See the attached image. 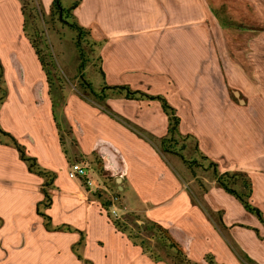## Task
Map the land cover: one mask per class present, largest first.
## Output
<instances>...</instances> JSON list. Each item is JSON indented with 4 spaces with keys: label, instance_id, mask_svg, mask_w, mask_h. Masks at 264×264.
Returning a JSON list of instances; mask_svg holds the SVG:
<instances>
[{
    "label": "crops",
    "instance_id": "obj_1",
    "mask_svg": "<svg viewBox=\"0 0 264 264\" xmlns=\"http://www.w3.org/2000/svg\"><path fill=\"white\" fill-rule=\"evenodd\" d=\"M51 1L45 0V4L49 6ZM133 1L136 8L147 6L144 19L140 10L123 16L140 25L160 28L146 30V35L122 34L118 39L131 43L154 35L151 39L156 43L160 40V48L139 51L140 59L151 56L153 64L140 61L139 65H128L118 59L117 53L121 57L124 51L116 48L117 38L110 35L113 30L101 29L99 33L108 43L103 67L106 81L111 86L129 85L163 95L177 109L175 71L166 61L169 55L175 58V0H156L151 13L148 7L155 0ZM114 15L115 19L121 17L120 13ZM24 25L21 0H0V59L8 88L7 100L0 107V126L26 147L41 167L56 173L53 203L46 210L52 225L83 232V256L93 264H166L151 260L115 227L103 203L111 202L107 199L117 192L121 216L137 213L159 223L192 262L205 264L206 255L212 254L218 264H243L225 236L192 202V192L175 165L166 156L165 161L144 139H162L169 133V119L161 103L127 99L125 95L107 99L115 113L143 130L141 138L101 107L89 103L83 94L67 93L55 84L51 87ZM240 102L244 104V100ZM188 105L194 106L192 101ZM250 106H258L255 115L231 104L228 112L236 114V122H224L227 127L210 130L198 145L219 171L239 167L249 172L254 187L251 202L257 205L259 193L264 194V99ZM73 163L85 165L88 176L71 179L68 170ZM87 180H93L97 187L89 189ZM43 183V178L29 171L16 148L0 144V264H84L73 251L80 234L49 231L37 214V204L45 198ZM204 198L213 212L223 213L228 227L225 235L258 264H264V225L258 218L217 184ZM258 206L264 213L263 204Z\"/></svg>",
    "mask_w": 264,
    "mask_h": 264
},
{
    "label": "rangeland",
    "instance_id": "obj_2",
    "mask_svg": "<svg viewBox=\"0 0 264 264\" xmlns=\"http://www.w3.org/2000/svg\"><path fill=\"white\" fill-rule=\"evenodd\" d=\"M53 1L49 6L45 0H21V3L27 21L26 33L35 43L56 87L64 88L67 93L77 91L94 100L91 92L99 93L103 88L99 66L104 67L107 61L108 43L99 33L104 28L113 30L109 34L113 39L117 38L116 48L124 51L121 57L117 53L118 59L128 65H139L140 61L153 64L151 56L147 60L145 56L140 59L139 51L143 52L146 47L160 48V40L156 43L151 39L154 35L147 34L140 42L125 43L118 39L122 34L146 35V30L152 32L160 28L137 24L122 14L140 10L144 19L147 6L142 4L136 8L137 3L133 0H83L78 14L77 8L66 24L54 11ZM61 1L68 9L76 0ZM156 3L155 0L150 6L148 4V13L153 11ZM115 12L121 17L115 19ZM76 22L90 31L82 38L81 48L76 44L78 32L71 27ZM174 28L175 58L166 55V61L172 63L171 68L175 71V102L182 120L180 131L196 138L178 139L175 150L179 154L165 153V156L181 173L189 190L200 197L201 184L209 191L217 183L213 171L207 168L208 163L194 151L195 143L201 142L208 132L227 127L224 122H236V114L228 112L231 104L255 115L258 106L252 108L250 105L264 99V0H175ZM188 101L194 106H189ZM180 155L197 162L194 172ZM114 196L120 197L117 192L112 198ZM258 197L254 206L263 204L264 208V194L259 193ZM129 223L131 227L144 226L143 221L134 218H130ZM143 237L155 253L168 262H176L172 253L168 255L161 242L153 238V232L144 233Z\"/></svg>",
    "mask_w": 264,
    "mask_h": 264
},
{
    "label": "trees",
    "instance_id": "obj_3",
    "mask_svg": "<svg viewBox=\"0 0 264 264\" xmlns=\"http://www.w3.org/2000/svg\"><path fill=\"white\" fill-rule=\"evenodd\" d=\"M82 0H76L73 2L71 7L66 9L61 0H54L53 1V8L54 11L58 14L60 19L64 23H69L68 18L72 15V12L78 8ZM23 14L25 16V10L23 7ZM26 18H25V25H24V31L26 33ZM71 27L78 32L79 41L77 40V47L81 48L82 38L84 35L89 34V30L83 28L80 26L77 22L71 24ZM28 36V34L26 33ZM29 37V36H28ZM31 44L36 50L37 55L39 56V59L41 61V64L43 68L45 69L47 76H48V82L50 86L52 87L53 81L50 77V72L46 70V66L44 64V61L35 46V43L30 39ZM84 58V57H83ZM100 62L102 61V58L99 57ZM100 73L103 77V88L99 93H94L92 91V95L94 97V100L85 98L89 101V103L101 107L105 112H107L109 115L117 119L119 122H121L123 125L128 127L130 130L135 132L137 135H142L143 130H141L138 126L131 123L129 120L125 119L124 117L118 115L115 113L107 104V99L111 96H119V95H125V98L127 99H135V100H152V101H158L161 103L162 108L165 112V114L168 116L169 119V133L166 137L162 139H158L155 137H141L144 138L147 142H149L158 152L159 154L165 159V153L168 154H175L178 155L179 151L175 150V145L178 144V139H184L187 140L189 138H195L191 134L183 135L180 131V125H181V118L179 117L177 113V109L174 108L167 98L163 95H152L142 90H135L132 89L129 85H109L106 82V75L103 70L102 66H99ZM84 69V66L81 67V74ZM8 97V88L5 81V72L4 67L0 59V107L3 105V103L7 100ZM60 135H61V144L64 145V135L62 134V130L60 129V126H58ZM67 136L71 134V131L68 130ZM142 133V134H141ZM0 144L12 146L17 149L19 152L20 158L23 162H25L28 166V169L31 173H34L38 175L39 177L44 179V183L42 186V192L45 196L44 200L42 202H39L37 204V214L43 218L44 225L49 231H66V232H77L80 234L81 239L80 241L73 246V251L78 257L80 261H82L84 264H93L90 260L86 259L83 256V249L85 247V241L86 237L85 234L77 229H73L69 226H62V227H54L52 225V219L51 217L46 213V210L50 209L53 203V198L51 194V190L54 188V183L57 178V175L55 172H52L50 170L44 169L41 167L38 163V160L35 157L30 156L27 153V149L24 145H22L13 135L3 130V128L0 126ZM194 151L196 153H199L202 156L203 161L208 163L207 168L209 170H212L214 173V178L216 180V183L219 187L225 190L228 194L235 197L247 210L249 213L255 215L258 220L264 225V213L263 211L257 207L254 206L251 202V198L254 193V187L252 179L249 175V172L245 169L235 167L231 170L221 172L218 169V165L211 161L207 156L203 155L199 149L198 142L195 143ZM182 160L187 164V167L194 172V169L196 168L197 162L196 161H190L186 159L185 156L180 155ZM202 193L199 197L192 194V202L199 206L201 210L205 213V215L211 220L214 227L220 231L227 240V243L229 244L230 248L233 250L235 255L238 257V259L243 264H258L255 260H253L251 257H249L241 248L233 241L228 235H225L224 231L228 230V227L225 226L223 222L222 215L223 213L220 211L218 213L213 212V210L210 208V206L207 204L204 194L207 193V189L202 187V184L200 186ZM110 205L111 202H104L103 207L108 212L109 217L112 219L113 224L115 227L122 232L123 234H126L129 240L132 241V243L136 246H139L142 248L143 253L146 254L151 260L154 262H164L166 264H198L195 262H192L185 250L182 248V246L173 239L170 232L164 228L159 223L150 220L145 215H140L137 213H130L126 216H121L119 218H113L110 214ZM134 218L139 221L144 222V226L142 228L140 227H131L129 223V219ZM243 226V225H242ZM258 235L259 231L257 229H253ZM153 232L155 239H158L162 246L166 249L168 255L169 252L172 253V258L176 261L175 263L168 262L164 257L161 255L155 253L153 251V247L150 246V244L147 243L145 238L143 237L144 233ZM205 261L207 264H218L215 260V257L212 254H207L205 257Z\"/></svg>",
    "mask_w": 264,
    "mask_h": 264
},
{
    "label": "built area",
    "instance_id": "obj_4",
    "mask_svg": "<svg viewBox=\"0 0 264 264\" xmlns=\"http://www.w3.org/2000/svg\"><path fill=\"white\" fill-rule=\"evenodd\" d=\"M68 176L71 179H77V178H86L88 176V169L85 165L81 163H73L70 165L68 170ZM87 186L89 189L96 188V183L93 180H87ZM121 203V199L118 196H114L111 199V205H110V214L113 218H119L121 213V208H118L117 205Z\"/></svg>",
    "mask_w": 264,
    "mask_h": 264
},
{
    "label": "water",
    "instance_id": "obj_5",
    "mask_svg": "<svg viewBox=\"0 0 264 264\" xmlns=\"http://www.w3.org/2000/svg\"><path fill=\"white\" fill-rule=\"evenodd\" d=\"M236 95L239 96V92H236Z\"/></svg>",
    "mask_w": 264,
    "mask_h": 264
}]
</instances>
